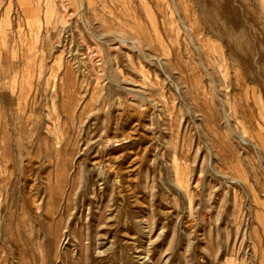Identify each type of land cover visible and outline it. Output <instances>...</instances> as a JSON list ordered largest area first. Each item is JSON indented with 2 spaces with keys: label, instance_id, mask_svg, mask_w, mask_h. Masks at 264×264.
<instances>
[{
  "label": "rangeland",
  "instance_id": "1",
  "mask_svg": "<svg viewBox=\"0 0 264 264\" xmlns=\"http://www.w3.org/2000/svg\"><path fill=\"white\" fill-rule=\"evenodd\" d=\"M0 264H264V0H0Z\"/></svg>",
  "mask_w": 264,
  "mask_h": 264
}]
</instances>
